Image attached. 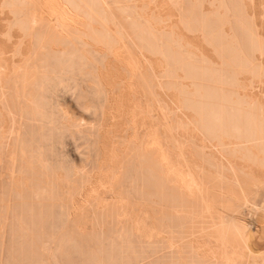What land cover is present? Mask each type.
Masks as SVG:
<instances>
[{"label": "bare ground", "instance_id": "bare-ground-1", "mask_svg": "<svg viewBox=\"0 0 264 264\" xmlns=\"http://www.w3.org/2000/svg\"><path fill=\"white\" fill-rule=\"evenodd\" d=\"M0 14V264H152L154 248L155 264H264L244 222L260 215L264 238V0H0ZM128 198L153 205L149 222Z\"/></svg>", "mask_w": 264, "mask_h": 264}, {"label": "rangeland", "instance_id": "rangeland-1", "mask_svg": "<svg viewBox=\"0 0 264 264\" xmlns=\"http://www.w3.org/2000/svg\"><path fill=\"white\" fill-rule=\"evenodd\" d=\"M2 16H3V17H2ZM8 17H9V16H8L7 14H3V15L0 14V21H1V22H0V29H1L0 31H4V30H5V29H4V28H6V24H5L6 22H5V21H7L6 19H8ZM2 20H3V21H2ZM0 43H1V42H0ZM2 44H3V43H2ZM5 45H6V42H5ZM5 45H3V48H5V47L7 46V48L10 49L11 45H9L8 43H7L6 46H5ZM5 50H6V49H5ZM7 51H8V50H7ZM9 52H10V51H9ZM6 55L8 56L9 53H6ZM6 84L9 85L10 83H6ZM6 84H5L6 87L3 88V89H4L3 92L7 91V87H8V85H6ZM9 86H10V85H9ZM10 88H11V86H10ZM8 91L10 92L11 89H10V90L8 89ZM3 92H2V93H3ZM9 92H8V94H9ZM70 93H71V92H70ZM3 94H6L7 102H9L10 99L8 100L7 93H3ZM67 94H69V93H67ZM67 94H65V96H66ZM9 95H10V94H9ZM9 95H8V96H9ZM72 95H73V94L71 93L69 97H68V95H67L65 98L68 97V98L70 99ZM4 96H5V95H4ZM9 98H10V96H9ZM72 98H73V97H72ZM5 100H6V99H5ZM67 101H68V100H67ZM69 101L72 102L71 100H69ZM69 101H68V102H69ZM1 104H2V103H1ZM1 104H0V105H1ZM3 104H4V103H3ZM8 104H10V103H8ZM71 104H72V103H71ZM70 140H71V139H70ZM73 141H74V143H73ZM73 141H72V143L69 142V144H68L69 147H68V148L66 147V151L70 149V151H69V152L67 151V152H68V153L71 152L70 154H71L74 158L76 157V159L78 160V159H80V156H78L77 152L80 150V149H79L80 146L78 147L79 150H77V144H76V142L79 141V140H77V141L75 142V139H73ZM77 143H78V142H77ZM75 145H76V146H75ZM79 145H80V144H79ZM66 146H67V144H66ZM172 147H173V146H172ZM80 148H81V147H80ZM189 148H190V147H189ZM81 149H82V148H81ZM191 150L193 151L192 148H190L189 151H191ZM78 153H80V152H78ZM191 153H193V152H191ZM191 153H190L189 155H188V154H187V155H188L189 157L195 155L194 153H193L194 155H193V154L191 155ZM81 154H82V153H80V155H81ZM81 158H82V157H81ZM176 158H177V157H176ZM195 158H196V156H194V160H195ZM187 159H188V158H187ZM191 159H193V157L189 159V160L192 162ZM80 160H82V159H80ZM80 160H78V162H79ZM189 160H188V161H189ZM190 161H189V162H190ZM81 162H82V161H80L79 164H81ZM191 162H190V166L192 165ZM2 164H3V162H2ZM0 166H1V162H0ZM190 166H189V167H190ZM1 167L4 169V165H2ZM2 168H0V173H3V172H1V169H2ZM3 169H2V171H3ZM189 170H191V169H189ZM107 194H109V193H107ZM101 195H102V198H106V197H107V196H105L106 193H102ZM108 197H109V196H108ZM108 197H107V198H108ZM128 197H131V196H128ZM109 198H110V199H108V201H110V200L112 199V198H111V195H110ZM259 198H261V199H259ZM259 198H258L257 200H255V201H257V203H258V202L261 203L262 199H264V191L261 192V195H260ZM128 199H130L131 201H133V200L135 199L133 202H135L136 199H138V200L140 199L141 201L143 200V198H142V199H141V198H132V199H131V198H128ZM131 201H130V202H131ZM263 201H264V200H263ZM263 201H262V202H263ZM143 202H144V205H146L145 202H147V201H145V199H144V200L142 201L141 206H139V204H138V206H134L135 208H138V210H139V207H140L141 210H139V211L143 212V214H142L141 212H139V213H140V214H139L137 211H134V213H135V216H137L138 219H139L140 221H143V222H149V221H148L149 219H147V217L145 216L144 211H149V208L152 207L153 205H152V206H149V208H148V206H147V205L149 204V202H148V204L145 206L146 208H144V206H143ZM137 203H141V202L136 201V204H137ZM257 203H256V204H257ZM259 203H258V204H259ZM130 204H132V206H133L134 203L131 202ZM164 204H165V203H164ZM164 204L162 205V207L158 205V207H159L160 209H157V208H156L157 211H159V212H157V214H160V215H158L159 217L163 214V213L161 214V210L164 208L163 206L166 205V204H165V205H164ZM261 204H262V203H261ZM149 205H150V204H149ZM154 205H155V204H154ZM142 206H143V207H142ZM155 206H156V205H155ZM155 206H154V209H155ZM135 208H134V210H136ZM143 208H144V210H143ZM147 208H148V209H147ZM152 208H153V207H152ZM161 208H162V209H161ZM145 209H147V210H145ZM150 209H151V208H150ZM166 209H167V208H166V206H165V210H166ZM142 210H143V211H142ZM162 211H164V209H163ZM150 212H151V211H150ZM152 212L155 214V213H156V210H154V211H152ZM92 213H93V212L91 211V213H89V215H91ZM136 213H137V214H136ZM138 214H139V216H138ZM254 215H255V216H254ZM254 215H251V216H250V215H246V216L244 217V219H245L244 222H246V224H248V226H247L248 228H247V229H248V230H251V232H250V239L248 240V241H250V242H247V243H248V244H247V245H248V248H249L250 250H247V251H248V252H249V251H250V252L252 251V253L254 252V254L259 255V254H263V253H264V238L261 239V238H262V237H261V238H260L261 240H259V239H258L259 236H257V234H255V231L257 232V230H255V228H256V226H257V225L255 224V221L258 219V217H259L260 215H259V216H258V214H254ZM92 216H93V215H91V217H92ZM155 216H156V215H155ZM247 216H248V217H247ZM257 216H258V217H257ZM159 217H158V218H159ZM251 217H252L253 219H252ZM158 218H157V216H156V217H154L155 220L152 219V220L154 221L155 224H158V223H159V220H160L161 217L159 218V220H158ZM255 218H256V219H255ZM244 219H243V220H244ZM156 220H158V221H156ZM250 223H251V224H250ZM256 229H258V226H257ZM145 230L147 231L148 229L146 228ZM159 230H160V229H159ZM197 230H198V229H197ZM197 230H195V231H197ZM199 230H200V229H199ZM195 231H193V232H195ZM200 231H201V230H200ZM200 231H198V232H200ZM201 232H202V231H201ZM195 233H197V232H195ZM253 233H254L255 235H254ZM198 234H199V233H198ZM198 234H197V235H198ZM147 235H148V234H147ZM202 235H203V234H202ZM253 235H254V236H253ZM162 236L164 237V236H169V235H167L166 233H165V235H163V233H162V234L160 235V237H158V240H160L159 238H161ZM174 236H175V235H174ZM189 236H190V235H189ZM194 236H195V234H194ZM200 236H201V235H199V237H198V238L196 237V238L199 239V238H201ZM251 236H252V237H251ZM256 236H257V237H256ZM202 237H203V236H202ZM253 237H254L255 239H253ZM190 238H193L192 240H194L195 237H192V235H191ZM196 238H195V239H196ZM188 239H189V237H188ZM197 239H196V240H197ZM202 239H203V240H201V239H200V240H197V241H198V244H197V245L195 244L196 246H198V251H202L203 248H204V250H203L202 252H200L201 254L204 253L206 256H208V254H211V253L213 252V253H215V254L217 253V255H218V254H219V255L221 254V256H222V252H223V251H222V248H221L220 250H219V249L217 250V247H218V246L214 248L215 245H208V244H206V240L204 239V237H203ZM258 240H259V241H258ZM173 241H174V240H173ZM178 241H179V239H178ZM178 241H177V242H178ZM181 241H183V240H180V242H181ZM184 241H185V239H184ZM184 241H183V243H184ZM187 241H190V239L187 240ZM199 241H200V242H199ZM174 242H175V241H174ZM192 242H193V241H192ZM204 242H205V243H204ZM175 243H176V242H175ZM181 243H182V242H181ZM181 243H178L179 245L176 246L177 249L179 248L180 251H181L180 247H181V245L183 244V243H182V244H181ZM186 243H187V242H186ZM195 243H196V242H195ZM199 243H201V244H199ZM156 244H158V243H156ZM156 244H155V245H156ZM160 244H161V243H160ZM162 244H163V243H162ZM176 245H177V244H176ZM186 245H187V244H186ZM186 245H185V246H186ZM201 245H202L203 247H200ZM205 245H206V246L208 245V248H207ZM250 245H251V246H250ZM156 246H157V245H156ZM156 246H155V247H156ZM163 246H164V245H163ZM179 246H180V247H179ZM182 246H183V245H182ZM185 246H184V247H185ZM209 246H210V247H209ZM211 246H213V248H211ZM157 247H158V246H157ZM184 247H183V250H184ZM159 248H163V247H160V246H159ZM164 248H165V246H164ZM181 248H182V247H181ZM206 248H207V249H206ZM209 248H211V249H209ZM154 249H155V250H154ZM154 249L152 250V252H153V251H154V252H155V251H158V250H156V248H154ZM165 249H166V248H165ZM246 249H247V248H246ZM205 250H206V251H205ZM159 251H161V250H159ZM166 251H167V254H168L169 251H170V252H171V251L174 252L173 250H169V249H167ZM185 251H186V250H185ZM185 251H184V252L181 251V252L179 253V254L182 255V252H183V257H182L183 260H182V261H184V262H185V259L187 258V254H185ZM210 251H211V252H210ZM218 251H219V252H218ZM220 251H222V252H220ZM247 251H246V252H247ZM152 252H148V253H150V255H151ZM154 252L152 253V257H153V258L151 257L152 259L149 258V257H150L149 255H146V256H149V257H148L149 259H146L147 257L145 258L147 261L150 260V261H148V262L155 261V263H157L158 261H157V260H154V259H155V257L158 259L157 256L160 257V253H162L163 250H162L161 252L158 253L159 255H158V254H157V255L154 254ZM170 252H169V254H170ZM172 252H171V253H172ZM205 252H210V253H205ZM224 252H225V250H224ZM224 252H223V255L225 254ZM226 252H227V251H226ZM156 253H157V252H156ZM227 253H228V252H227ZM229 253H230V251H229ZM153 254H154V255H153ZM164 254H165V250H164V252L162 253V255H163L162 257H163V258L166 256V255L164 256ZM171 255H172V254H171ZM171 255H170V257L172 258L173 255H174V253H173L172 256H171ZM175 255H176V254H175ZM181 255H180V256H181ZM211 255H212V254H211ZM211 255H209V256H211ZM226 255H227V254H226ZM226 255H224V256L226 257ZM228 255H229V254H228ZM230 255H231V254H230ZM177 256H179V255H177ZM188 256H189V254H188ZM202 256H203V255H202ZM209 256H208V258H209ZM162 257H161V260H162L163 263H164V259H162ZM166 257H168V255H167ZM166 257H165V258H166ZM170 257H169V258H170ZM203 257H205V256H203ZM171 258L168 259V261L171 260ZM188 258H189V257H188ZM206 258H207V257H206ZM151 260H152V261H151ZM159 260H160V259H159ZM161 260H160V262H162ZM186 260H187V263H188V262H189V259H186ZM142 261H144V260H142ZM147 261H146V262H147ZM160 262H159L158 264H161ZM153 263H154V262H152V264H153ZM155 263H154V264H155ZM163 263H162V264H163ZM139 264H140V263H139ZM141 264H142V263H141ZM143 264H146V263L143 262ZM147 264H151V263H147ZM164 264H165V263H164ZM166 264H167V261H166Z\"/></svg>", "mask_w": 264, "mask_h": 264}]
</instances>
